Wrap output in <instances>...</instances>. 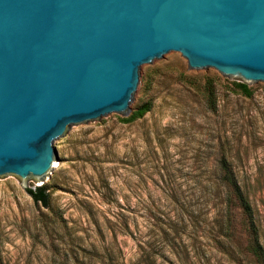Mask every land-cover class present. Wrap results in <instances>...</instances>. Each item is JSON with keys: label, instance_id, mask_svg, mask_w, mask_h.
Wrapping results in <instances>:
<instances>
[{"label": "rangeland", "instance_id": "obj_1", "mask_svg": "<svg viewBox=\"0 0 264 264\" xmlns=\"http://www.w3.org/2000/svg\"><path fill=\"white\" fill-rule=\"evenodd\" d=\"M145 103L150 110L140 119L118 115L62 142L66 165L42 185L49 209L34 204L17 178L0 181L3 264H89L85 252L106 243L134 261L138 242L156 264H250L241 216L234 221L239 253L219 245L220 159L249 192L264 251V87L245 92L227 76L194 74L175 55L146 71L139 107ZM117 210L132 232L113 241Z\"/></svg>", "mask_w": 264, "mask_h": 264}, {"label": "water", "instance_id": "obj_2", "mask_svg": "<svg viewBox=\"0 0 264 264\" xmlns=\"http://www.w3.org/2000/svg\"><path fill=\"white\" fill-rule=\"evenodd\" d=\"M175 55L264 87V0H0V181L46 186L62 142L130 119Z\"/></svg>", "mask_w": 264, "mask_h": 264}, {"label": "trees", "instance_id": "obj_3", "mask_svg": "<svg viewBox=\"0 0 264 264\" xmlns=\"http://www.w3.org/2000/svg\"><path fill=\"white\" fill-rule=\"evenodd\" d=\"M241 88L246 92V86L241 85ZM150 110L149 103L140 106L128 121L142 118ZM215 206V228L217 234L221 237L219 245L227 247L232 253L238 254L237 242L234 235V221L236 215L243 218V226L247 234L248 240L245 246V251L250 257V264H264V251L261 247L258 235V229L255 221V216L249 192L241 186L236 179L234 173L228 168L224 159L219 160L218 172L215 175L214 188ZM26 193L30 196L34 204H40L42 208H50V192L44 186L36 187L35 189L27 188ZM109 198V194H106ZM120 209L123 210L119 206ZM236 210H238L236 214ZM114 212V228L110 229L112 240L117 239V234H129L131 230L130 223L127 217L121 210ZM61 219L58 220V226L65 227ZM140 253L136 254V259L125 260L121 248L114 250L112 243H106L101 250H96L94 246L88 252H85L83 259H87L89 264H156L155 254L148 247H143L146 243L138 242ZM74 262H77L75 254ZM0 264H3L0 258Z\"/></svg>", "mask_w": 264, "mask_h": 264}]
</instances>
